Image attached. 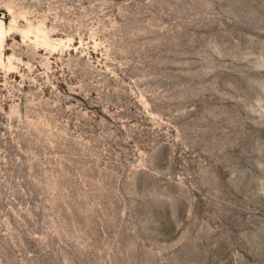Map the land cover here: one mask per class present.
<instances>
[{"label": "rangeland", "instance_id": "rangeland-1", "mask_svg": "<svg viewBox=\"0 0 264 264\" xmlns=\"http://www.w3.org/2000/svg\"><path fill=\"white\" fill-rule=\"evenodd\" d=\"M0 264H264V0H0Z\"/></svg>", "mask_w": 264, "mask_h": 264}]
</instances>
